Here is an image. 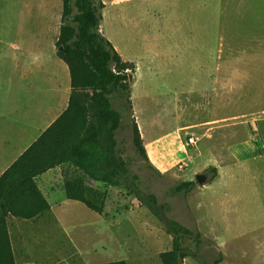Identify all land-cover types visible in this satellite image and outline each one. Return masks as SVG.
<instances>
[{
  "label": "rangeland",
  "instance_id": "1",
  "mask_svg": "<svg viewBox=\"0 0 264 264\" xmlns=\"http://www.w3.org/2000/svg\"><path fill=\"white\" fill-rule=\"evenodd\" d=\"M240 7L261 8L263 20L239 13ZM62 10L63 0H0V110L30 107L44 92L34 69L52 63ZM101 24L137 64L128 71L140 132L147 141H166L165 166L154 158L158 151L150 152L152 159L147 152L156 170L136 150L131 117L119 135L123 156L142 187L169 206V217L202 234L200 245L183 240L199 256L185 264H264V0H127L103 9ZM260 47L263 52H248ZM191 135L198 144L186 149ZM213 164L221 168L215 178L207 171ZM200 173H208L207 184L197 181ZM184 181L195 186L173 195L171 189ZM48 182L46 193L57 207L64 192L55 176ZM95 186L108 192L104 223L81 202L64 207L71 210L65 214L72 227L70 254L93 246L98 251L81 252L72 264L105 261L113 251L112 259L130 264H163L160 253L172 248L173 237L159 219L127 190ZM87 229L95 239L80 238ZM55 232L58 252L60 242L68 244L61 230ZM112 234L116 245L108 243Z\"/></svg>",
  "mask_w": 264,
  "mask_h": 264
},
{
  "label": "trees",
  "instance_id": "2",
  "mask_svg": "<svg viewBox=\"0 0 264 264\" xmlns=\"http://www.w3.org/2000/svg\"><path fill=\"white\" fill-rule=\"evenodd\" d=\"M102 0H63L58 56L70 69L72 95L67 110L0 176V264H15L7 218L34 219L51 207L38 178L61 167L63 188L69 200L78 201L104 214L107 190L95 183L118 187L137 198L173 237L169 250L160 253L163 264H185L199 259L186 247L185 238L203 243L202 234L169 217V206L142 187L123 156L118 135L133 118V142L139 155L151 163L131 105L132 63L125 62L112 43L100 32ZM122 101V102H121ZM116 102L120 106H116ZM157 170V169H156ZM207 171L217 175V168ZM195 181H184L171 189L173 195L188 193ZM103 264H128L118 260Z\"/></svg>",
  "mask_w": 264,
  "mask_h": 264
},
{
  "label": "crops",
  "instance_id": "3",
  "mask_svg": "<svg viewBox=\"0 0 264 264\" xmlns=\"http://www.w3.org/2000/svg\"><path fill=\"white\" fill-rule=\"evenodd\" d=\"M102 1L105 5L104 9H107L110 6H119L124 4V2H127V0ZM242 12L247 15H254L258 20H263V10L261 8L257 9L255 7L253 10H251L250 8L243 9V7H240L239 13ZM62 17L63 10L59 18L60 32ZM100 32L112 43L114 48L121 55L122 59L125 62L132 63L135 67L134 69H138L136 62L132 60L133 58H131V56H126L124 52H122V50L119 48V46L114 42V34H111V38H108L105 35L104 27L102 24L100 26ZM59 36L57 37V41L59 39ZM54 51L55 52H53L49 57L50 62H52L50 66L39 65L34 69V79L36 82L41 83L38 85V88L41 89L42 87H44V92H39V94L34 97L33 101H31L30 107H22V109L19 110H0V176L33 143H35L39 139V137L49 127H51L69 107L72 95V79L70 69L68 64L58 56V49L55 48ZM248 52L251 54L263 52V49L262 47H260L259 49H251ZM58 60H60V62L62 63H59ZM36 74H43L47 76V79L44 81H38L39 79L36 78ZM209 123H211V121H206L202 124ZM182 128L186 127H181L180 129ZM141 134L146 143L147 152L149 153L151 159L152 156L150 155V152L152 150H155V152L158 151L154 158H157L159 165L165 166L164 155L166 154V141L163 138L151 139L147 141L142 131ZM262 149L264 150V147H262ZM212 166L217 168V175L218 173L221 174V168L218 165L213 164ZM52 171L55 172V175L52 174ZM49 173L51 175L47 176L44 179L47 182L45 184L43 183V185L41 181L43 180V177ZM52 175L55 176L56 181L58 182L56 186L64 192L65 198L60 204H57V207L51 204V201L45 190L46 187H49L48 181L53 178ZM38 183L43 193L50 202V209L34 219L18 218L12 215L8 216L7 218L8 233L15 264H72L73 256L81 257V252H84V254H92V251H94V255H97L98 251L94 246L91 247V249L88 251L81 250L80 252H76L73 255L70 254L73 241L71 239V234H67V229H72V227L67 226L69 224L65 222V214L69 213V215H71V210L64 207L69 206L68 202L73 200H69L66 197V193L63 188L64 177L61 167L51 169L40 176L38 178ZM50 190L55 191L52 187L50 188ZM260 211L264 212V208H260ZM103 216L105 218H109L108 215L98 214L97 218H99L98 220L101 222V224L104 223ZM86 226L90 225H84L82 227L85 228ZM261 229H264V227ZM56 230H61L63 232V235L66 236L68 244L67 246L65 245V243L61 244L60 242L58 244V252H55ZM81 233L82 234L80 238H82L84 241H86L90 236H92V238L94 237L95 239L96 233L92 229L84 230V232ZM242 236L243 234L239 233L235 238H240ZM116 238H114L113 234L112 236L107 237L108 243L116 245L118 243V240H116ZM74 248L76 250V247ZM113 255H115V251L110 253V255H108L109 258L105 261H99V257L95 258L97 259V262H94L93 264H103L118 260H125L128 264H130L126 259H122V257L112 259L114 257Z\"/></svg>",
  "mask_w": 264,
  "mask_h": 264
},
{
  "label": "built area",
  "instance_id": "4",
  "mask_svg": "<svg viewBox=\"0 0 264 264\" xmlns=\"http://www.w3.org/2000/svg\"><path fill=\"white\" fill-rule=\"evenodd\" d=\"M199 139L195 136H189L186 138V142L184 144V147L187 149L189 146H196L198 144ZM187 151V150H186Z\"/></svg>",
  "mask_w": 264,
  "mask_h": 264
},
{
  "label": "water",
  "instance_id": "5",
  "mask_svg": "<svg viewBox=\"0 0 264 264\" xmlns=\"http://www.w3.org/2000/svg\"><path fill=\"white\" fill-rule=\"evenodd\" d=\"M196 179L199 182V184L205 185V184H207V181L209 179V175H208V173H200L197 175Z\"/></svg>",
  "mask_w": 264,
  "mask_h": 264
}]
</instances>
